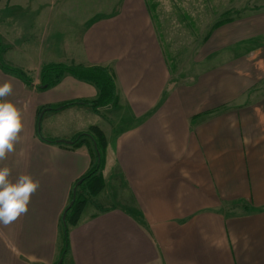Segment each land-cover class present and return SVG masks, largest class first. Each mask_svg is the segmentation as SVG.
Here are the masks:
<instances>
[{
  "label": "crops",
  "instance_id": "0c3cea01",
  "mask_svg": "<svg viewBox=\"0 0 264 264\" xmlns=\"http://www.w3.org/2000/svg\"><path fill=\"white\" fill-rule=\"evenodd\" d=\"M67 1L0 0L1 56L33 78L29 84L0 65V83H13L5 99L23 114L15 150L0 166L13 178L30 172L40 180L28 211L0 224V264H57L63 211L95 162L89 141H51L98 125L81 122L83 110L100 118L82 102L96 99L98 88L71 74L41 88L33 66L51 62L108 66L119 94L114 107L129 115L113 141L103 129L106 186L69 225L62 264H264V0L215 29L203 48L217 51L180 82L148 0H102L71 14ZM12 24L19 34L10 33ZM66 101L76 103L44 113L41 138L39 110ZM54 119L76 127L54 132Z\"/></svg>",
  "mask_w": 264,
  "mask_h": 264
},
{
  "label": "rangeland",
  "instance_id": "374dc122",
  "mask_svg": "<svg viewBox=\"0 0 264 264\" xmlns=\"http://www.w3.org/2000/svg\"><path fill=\"white\" fill-rule=\"evenodd\" d=\"M65 3H67V5L74 6L72 9L71 8L68 9L69 13L71 14L73 13L72 11L77 12L79 8L83 12L88 8H91L93 10L95 7L96 8L98 6L101 7V5L106 2L102 0H73L69 2L67 1ZM153 3H156V9L154 8ZM149 4L151 9H153L152 11L153 14L156 15L154 20L158 29V33L161 37L165 55L167 59L171 61L170 63L172 64L171 67L173 66L174 78L179 80L180 82V81L190 80V77L195 75L197 72L202 71L206 65L199 64V60H204V57L206 55L212 54L213 52L217 51L215 49L207 50L203 48L205 42L209 40L211 34L215 31V29H217L213 27L216 24V22L222 20L226 16L227 17L233 16L234 18H236L237 16L235 14L237 12L239 11L242 12L243 8H249L254 3L252 0H149ZM20 17L25 18L26 16H20ZM65 19H66L65 20L66 24L69 27H71L72 18L66 17ZM9 22H11V20H9ZM50 29L52 30V26H50ZM9 30L10 33L14 32L19 34L21 28H18V26L12 24V26L9 25ZM38 33H41V31H39ZM21 34L24 33L21 32ZM52 34L53 33H51V36ZM43 35L45 36V33ZM26 37H28V35ZM6 38L8 42H12L14 45H16L18 41H20L19 39L16 38L13 39V34H10L9 37L7 36ZM0 41L3 45L1 37H0ZM13 46L10 45V47ZM3 49L4 48L1 49V44H0V57L6 63V61L2 57ZM1 52H2V56H1ZM36 61L37 64H40L39 57L37 58ZM57 63L58 62H54L52 64H57ZM44 65L33 66V69H35L33 71L35 72L40 69L39 70L40 77L38 79V85L40 86L44 85L42 84V74H41ZM13 67L20 68L17 66H13ZM27 75L31 77L32 74L30 73ZM43 90L46 89H42L41 91ZM43 96H44L43 94L40 95V97L42 98ZM98 109L100 110L99 119L96 115H92L89 111L86 112L85 110H83L82 114L84 117L82 118L81 122L83 123V125L85 124L86 126L87 125L89 126L92 123H98V125L96 126L100 127L102 130L104 129L107 132V134L112 135L111 140L113 141V136H116V134H118L119 131H122L126 126H128L129 115L128 114L125 115V113L121 112L120 109L114 107L112 104L107 106H100V108ZM59 111L60 110L57 109L48 110L47 114L54 115ZM71 117L72 116L70 115L68 116V118ZM45 122L46 121L43 122V120L41 121L42 136L44 135L47 136ZM66 126L76 127L74 121L66 123L65 121H61V120H56V119L53 120L52 129L54 132L62 131V128L65 129ZM52 138L56 140L64 137L52 136ZM87 141L91 143L90 140ZM101 172L103 174L102 170ZM110 174L111 172H107L106 176L108 177L110 176ZM105 186H106V181H105ZM87 188L88 187H83L82 189L78 188V193L88 198L89 188L88 189ZM101 198L105 200L106 195H102ZM89 202H95V201H89Z\"/></svg>",
  "mask_w": 264,
  "mask_h": 264
},
{
  "label": "trees",
  "instance_id": "16d2710c",
  "mask_svg": "<svg viewBox=\"0 0 264 264\" xmlns=\"http://www.w3.org/2000/svg\"><path fill=\"white\" fill-rule=\"evenodd\" d=\"M153 5L154 8L156 9V3H153ZM148 7L151 11H153V9H151L150 7L149 0H148ZM153 16L154 18L156 17L154 14ZM230 19L231 18L229 16L228 17L226 16L222 20L216 22V24L213 27L218 28L221 24L225 23L226 21H229ZM0 65L5 70L15 73L17 76L25 80V82L32 84L33 80L31 77L27 75V72H25L20 68L13 67L5 63L3 59H1V57H0ZM41 74H42V84L47 85L45 88L59 83L66 74H71L79 79H82L96 86L98 88V97L91 101L88 100L82 101L83 103L91 104L96 111H99L98 108H100V106H107L112 104L113 106L117 107L119 105V94L117 90V85L113 73L111 72L108 66L99 65V64L68 65L65 63H57V64L50 63L43 66ZM75 103L76 101H66L61 104H57L55 106H44L39 110V116L41 111L45 107H52L51 110H56L57 106L62 105L63 108H66L68 106L74 105ZM71 139L75 140V142L73 143L74 146H78L80 144H83L85 141L90 140L96 161L94 162L93 166L80 177V178H84V181L79 186V189H82L83 187H88L89 188V189L87 188L89 191L88 198L78 193L74 204L68 210L67 225H64L62 222L64 228V234H65L64 247L61 254V256L63 257H65L69 251V225L76 224L79 221V217L86 204L89 201H94V197L97 196L105 187V180L101 172V169L105 164L106 150L108 146L105 132L96 125H91L86 131L78 132ZM51 142L55 143V139L52 140ZM94 142L97 143V148L95 147ZM97 151H99L101 154L100 161L98 158ZM99 208L102 209V206L99 205Z\"/></svg>",
  "mask_w": 264,
  "mask_h": 264
},
{
  "label": "clouds",
  "instance_id": "9594fccd",
  "mask_svg": "<svg viewBox=\"0 0 264 264\" xmlns=\"http://www.w3.org/2000/svg\"><path fill=\"white\" fill-rule=\"evenodd\" d=\"M13 89L10 80L0 83V161L15 150L23 128L22 109L12 100L5 99ZM8 165L0 166V224L7 225L26 213L32 194L39 188L40 180L30 172L11 175Z\"/></svg>",
  "mask_w": 264,
  "mask_h": 264
},
{
  "label": "water",
  "instance_id": "95a60500",
  "mask_svg": "<svg viewBox=\"0 0 264 264\" xmlns=\"http://www.w3.org/2000/svg\"><path fill=\"white\" fill-rule=\"evenodd\" d=\"M46 86H47L46 84L41 85V88H45ZM62 108H63L62 105L56 107L57 110H60V109H62ZM51 109H52V107H45V108L41 111L40 116H39V118H38V133H39V135L41 136V138H43V139H45V137L41 135V121H42V118H43L44 113L47 112L48 110H51ZM55 142H56V143H59V144H60V143H63V144H67V145H73V143L75 142V140H72V139H65V138H59V139H56ZM94 145H95V147L97 148V143H96V142H94ZM97 154H98V158H99V161H100V159H101V154H100L99 151H97ZM83 181H84V178H80L79 180H77V182L75 183V185H74V187H73L72 199H71L69 205L64 209V211H63V215H62V222H63L64 225H67V214H68V210H69V208L74 204V202H75V200H76V198H77V195H78V188H79V186L83 183ZM63 259H64V257L61 256V258H60V260L57 262V264H62Z\"/></svg>",
  "mask_w": 264,
  "mask_h": 264
}]
</instances>
